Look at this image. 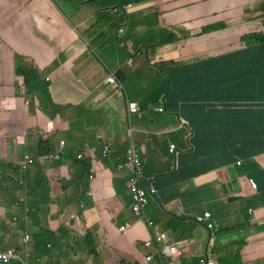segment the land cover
I'll return each mask as SVG.
<instances>
[{
  "label": "crops",
  "instance_id": "1",
  "mask_svg": "<svg viewBox=\"0 0 264 264\" xmlns=\"http://www.w3.org/2000/svg\"><path fill=\"white\" fill-rule=\"evenodd\" d=\"M262 1L158 0L146 3L160 8V23L156 26L162 35L166 36V32L171 31L183 38L184 30L191 34L188 40L183 38L177 43L167 42L166 46L159 47L156 57L166 62L186 60L187 63H195L203 54L210 56L208 51L211 57L240 51L244 48L242 37L264 27V14L255 9ZM135 5V0H0V45L3 43L0 99L12 104L8 118L3 102L0 106L7 120V127L3 129L1 160L4 165L20 166L27 156L36 159L40 155V143H49L55 154L61 150L62 142H66L67 156L63 163L51 167L43 160L37 165V169L43 170L49 179L53 195L49 198L53 204L49 209V223L39 224L35 231L47 229L53 233L57 253V248L62 253L69 246L84 242L96 246V262L77 251V257L83 264H145L148 251L144 245L152 238L153 231L159 227L192 238L199 232L195 219L204 213L218 219L232 215H254V221L264 219V186H261L260 195L238 201L240 198L235 195L240 186L244 188V180H232L226 172L214 171L221 165L210 167L208 161L201 159L199 164L193 160L185 164L190 152H183L181 169L176 172L182 175H170L175 171L171 159H165L164 155L168 144L175 141L171 132L178 128L168 127L165 118L154 121L151 114L130 121L128 103H140L147 113H152L162 102L165 103L167 93V88L163 87L166 81L156 76L154 78L158 80H151L143 61L132 68L127 66L122 55L123 51L126 52L124 46L121 45V55L120 50L114 52L120 33L129 42L133 27H142L134 10L125 11L127 6ZM140 17L145 19L146 12ZM215 22L226 27L202 34L203 27ZM147 30L155 29L149 25ZM158 37L162 38L161 35ZM20 56L32 65L27 67L30 78L35 80L37 77L31 71L35 67L42 72L45 82L37 85L41 99L36 98L30 107L18 95V87L24 82L16 73ZM117 71H122L119 76L124 83L122 85L109 83L111 74H117ZM180 73L181 68L172 74L177 77ZM49 78L52 81L49 82ZM47 90L51 91L53 103L68 105L74 101L73 106L62 112H48L44 108ZM92 92L95 97L90 100ZM83 109H86L85 114L77 119V113ZM98 110L104 113V119L98 116ZM261 114L262 104L255 116L259 119ZM102 137L112 144L119 163L125 161L133 146L136 147L143 159L146 181L168 175L166 180L162 178L156 182L160 203L153 202L146 213L156 223L154 228L133 212V196L128 185L130 173L116 168L118 163L113 162L115 153L114 156L111 154V161L103 158L104 142L99 141ZM67 139H72L70 145ZM92 142H95L94 146ZM90 146L97 150L98 159L105 166L95 155L86 158L85 153L92 149ZM26 148L29 153L25 152ZM257 154L254 159L256 168L236 167L235 175H247L261 182L264 179V148H259ZM79 155L91 163V176H96L90 189L95 194L90 199L85 195L88 176L76 174V165L82 164L77 160ZM174 185H185V189H178L172 195ZM71 189L77 193L75 200L69 198ZM81 203L87 205L84 211H81ZM161 204H165V208ZM92 206L97 209L92 210ZM42 208L45 210L47 205L42 203ZM37 213H41L40 210ZM125 226L129 227L127 236L121 232ZM3 237H8V243L12 238L16 239V235L10 234L9 228L4 226ZM192 242L193 249L197 251L198 243ZM84 248L86 250V246ZM154 264H163V260L157 257Z\"/></svg>",
  "mask_w": 264,
  "mask_h": 264
},
{
  "label": "clouds",
  "instance_id": "2",
  "mask_svg": "<svg viewBox=\"0 0 264 264\" xmlns=\"http://www.w3.org/2000/svg\"><path fill=\"white\" fill-rule=\"evenodd\" d=\"M155 1H150L147 2L152 3L156 2ZM154 8L156 5L152 6H147L146 2L144 4H136L135 7L132 6H127V9L125 11L127 12L129 9L134 10H141L142 8ZM179 8H183L180 6ZM260 12L261 9H259ZM263 13V12H262ZM264 14V13H263ZM264 21V19H263ZM219 22H215L213 24H210L209 26L203 27L202 29V34H208L209 32L212 31H218L221 29H224L226 26L223 24H218ZM156 26V25H155ZM123 31V30H122ZM184 32L187 33L186 30ZM183 32V33H184ZM251 35H258L262 36L264 35V28L261 27V31L258 32H251L246 35H244L241 39L242 43L244 44V48L241 49L240 51L230 53L227 55H218L211 57V53L208 54L210 56H207L204 54V57H199V61L195 63H187L186 60L180 63L177 62H166L162 58H157L156 57V51L159 49V47L166 46L167 43H163V41L160 44V39H158L157 42H153L151 39H148V41H141L139 43L136 42L134 37L129 40V42L124 39V37L119 34V40H123L122 46L125 47L124 50L125 56L124 59L127 60V66L132 68L134 64H139L142 62V57L143 56H148V62L146 68L148 70H145L148 74H151V68L157 67V65H160V69L162 70V73L166 74V78L163 79L161 77V72L157 71V74L159 76L160 80H164L167 82L168 79H178L179 76L182 74L183 69L187 65H195L196 63L202 62V61H217L219 59H223L224 57H228L230 55H233L232 57L228 58L225 61V68H223V72H221V77L225 81H223L220 85L223 91L222 98L219 100L215 101V110L217 106L220 105V103H224L228 100L231 99L232 94H233V86L235 84V81L231 82L230 78L233 76V72L230 69L232 61L236 57L241 58V56H244L246 51L249 49V46L246 44L244 39L248 36ZM162 36V35H161ZM191 37V34L189 33V36L187 38H183L188 40V38ZM181 38V39H183ZM180 39V38H179ZM180 41V40H179ZM163 43V44H162ZM171 43H177V42H171ZM125 44V45H124ZM1 48H0V55L3 54V43H1ZM158 63V64H157ZM207 63V62H206ZM28 66L30 65L24 57H18L17 58V63H16V73L19 78H23L24 82L21 83L18 87L19 89V96L21 97L20 99L25 100V104L30 107L31 104L35 103V99L38 98L39 100L41 99L38 90H37V85L39 83L44 85V81L41 76V71L38 68L34 69L31 68V71L37 74V77L35 80H32L30 76L28 75ZM245 66V65H244ZM181 68V73L179 76L175 77L173 76V72ZM122 71H117V74H111V77L109 79V83L112 85H115L117 82L121 84L120 80V74ZM180 72V71H178ZM209 72V71H208ZM207 72V75L209 76ZM210 73V72H209ZM48 81H52V79H48ZM124 84V83H122ZM121 84V85H122ZM123 87V86H122ZM240 89V87H239ZM167 90H168V85H167ZM48 94H51V91H48ZM242 92V90H241ZM166 98V97H165ZM17 100V99H16ZM248 100V99H247ZM249 103L251 104V108H258V106L261 104L259 100H248ZM3 102V105L5 107V114L8 118V111L11 113L12 111V104L10 101L6 99H0V106ZM175 111V110H174ZM222 117H223V125L219 126L217 129H207L205 130V126L209 124L210 121L214 118V115H211L209 112L205 114L204 117L199 118L195 121L193 128L190 125V123L180 115V113H175V116H170V112L167 111V106L164 104V107H156L153 109L152 113H147L140 105V103H128V115L130 118V121L135 120L136 118L141 119L143 116L146 117L147 114H151L154 121L155 120H168V127L173 125L174 127H177L178 129L175 131H172L171 133L175 137V141L171 142L167 146V152L164 155L165 159L170 158L172 162V167L174 168L173 170L175 171L174 173L170 172V175H179L181 176L182 174L176 173L178 169H181V165L183 162V152H190V156H188L185 164H188L190 160H193L195 163L199 164V159L208 161V164L211 166H214L216 164L221 165V167L217 170L214 171H219L221 170L222 173L226 172L229 176L230 179L232 180H237L239 178L243 179L244 181V188L241 186L239 187L238 194L235 195V197L240 198V200H247L251 199L252 197L258 196L261 194V186H264L263 180L261 182H258L256 179L250 176H243L239 177V175H235L234 173V168L238 167L237 169H241L246 166V163H249L253 165L256 168V165L254 163V159L257 154V150L259 148H263L262 145H258L257 142L250 141V146L247 150V155L245 156L244 153L242 152L240 157L234 158L233 154L231 153V150L233 149L234 145V140L237 137H240L244 139V136L241 131L243 130V124L246 123L245 117L241 115L244 111H247V109L240 107V105L233 100L229 105L225 106L222 110ZM0 116L3 118V122L0 124V134L3 135V129H6V117L4 116V110L0 108ZM165 118V119H162ZM207 136V139L204 140V138ZM199 139L196 141V138ZM252 137H255V134L253 131H251L250 134V139ZM183 140L179 142V140ZM203 139V140H202ZM253 140V139H252ZM99 141H103V150H102V156L104 159L107 160H112L114 156V151H113V146L112 144L108 143L105 137L100 138ZM242 140H238L240 149L242 150V145H243ZM63 143L66 145V142H62V147L61 150L58 151L57 153H50L47 156L41 157L39 155L36 159L27 156L26 160L21 163V165H16L14 167L13 171L8 172L7 168L11 167L10 165H4L2 160L0 159V181L5 178L7 182H5L3 185H0V264H40V261L37 260V263L33 260V247L36 248L37 242H36V237L42 232H36V228L39 224H47L49 223L48 217L47 220L41 221L42 218L45 216L41 213H37V216L35 218H32V210L29 205V198H28V192H29V180L27 181L26 178L22 177L24 174L23 171L31 170L33 171L34 178L36 177V174L38 173H43V176L46 177V179L49 181L48 177L45 175V173L37 169V165L40 161H47L48 164L53 167L57 166L61 163H63L66 159L67 153H66V147L65 145L63 146ZM41 145V143H40ZM232 146V147H231ZM230 147V148H229ZM41 152V149H40ZM231 153V154H230ZM111 154L113 156H111ZM116 154V153H115ZM230 154L231 162L230 163H225L221 161V159L226 157L227 155ZM94 155L98 159V153L97 150L95 149ZM59 156L60 159L56 160L54 162H51L52 157ZM111 156V157H110ZM116 158L114 159L113 162H117L118 164L116 165V168L119 170H126L129 171V190L133 196V212L135 213L136 217L139 218L142 222H147L148 226L150 228L155 227V222L151 221L146 215V213L149 211L150 206L152 205L153 202H159L160 200V191L158 190L156 186V182L160 179L166 180L168 178V175L155 178V179H149V181L145 180V172H144V163L143 159L139 153V151L136 149V147H132L126 156L125 161L119 163V156L116 154ZM118 157V158H117ZM223 158V159H224ZM251 158L248 162L246 159ZM77 160L79 162H86L84 159V156L79 155L77 157ZM98 162L102 165H104L102 162ZM113 162H110L113 163ZM91 164V163H90ZM105 166V165H104ZM21 169L22 172H20L19 177L16 175V170ZM248 169V168H247ZM107 170V169H105ZM92 171L90 170L88 172V184H86V199H90L91 197L94 196L95 192L91 191L90 189L92 187L93 180L95 179L96 176L92 175ZM86 176V175H85ZM240 179V180H241ZM13 180L15 182H13ZM189 181V180H188ZM31 184V182H30ZM20 186V189L18 188ZM138 188L146 192L147 194V201L148 203L143 207L141 215H138L135 212V208L137 206V202L135 200V191L134 189ZM178 189H185L184 186H175L173 187L172 195L175 194V192ZM228 189V188H227ZM153 190L156 192L153 193ZM50 197L52 198L53 195L50 193ZM53 204V200L51 199V204L49 205V208H51ZM163 207L166 206L165 204H161ZM81 211H84L87 208L86 203H81L80 205ZM92 210L97 209L96 206L91 207ZM165 208V207H164ZM206 214L210 213H204L203 215L197 217L196 223L199 225L196 226L198 228V231L203 228L209 233V241L205 246L204 254H203V261L199 262V264H202L205 261V252L208 246L210 245V241L213 240V256H214V249H215V243H216V237L218 235V232L215 234L213 233L214 227H219V225L212 226L210 224V221L212 219V216L210 214V218L200 224L199 223V218H204ZM5 215V216H3ZM9 222H7V220ZM228 219H232L237 221L236 222V229L239 230V232H244L247 233V236L252 235V230L255 229L256 227H252V225L255 223L254 221V215H232V217H224L220 220L219 223L221 222H226ZM7 224V225H6ZM244 225L247 226V229L244 230ZM3 226L8 227L10 230V234L14 233L16 235V239L12 238L10 242L8 243L6 240L8 237H3ZM125 229V230H123ZM121 232L124 236H127L129 233V227L125 226L121 228ZM185 237V238H184ZM16 240V241H15ZM84 247L86 246V251H87V245L86 242L83 243ZM79 246V245H78ZM170 246H175L178 247L181 251V255L174 258L172 257L177 264H186L187 262L193 263L197 261V251L193 249V242L190 236L187 235H177L174 231H165L160 229L159 227L157 228L156 231H153V236L150 240H148L144 247L148 251V253L145 255L146 256V262L145 264H154V261L157 257L161 258L163 260V264H169L172 262V258H168V254L165 253V250L170 247ZM85 249V248H84ZM170 250V249H169ZM15 251L18 258H12L9 254L10 252ZM83 256V254H81ZM77 256V253H76ZM78 258V257H77ZM97 258V257H96ZM65 259H67L65 257ZM151 259V260H149ZM68 260V259H67ZM214 261L217 262L213 258ZM80 262L81 260L78 259ZM94 261L96 262V259L91 260V262ZM82 262V261H81ZM67 263V261H66ZM218 263V262H217ZM83 264V263H82ZM122 264V263H121ZM219 264V263H218Z\"/></svg>",
  "mask_w": 264,
  "mask_h": 264
},
{
  "label": "trees",
  "instance_id": "3",
  "mask_svg": "<svg viewBox=\"0 0 264 264\" xmlns=\"http://www.w3.org/2000/svg\"><path fill=\"white\" fill-rule=\"evenodd\" d=\"M150 1L155 0H135L138 5ZM261 11L264 13V4ZM160 15V8L156 6L152 9V11L150 10L147 13L145 21L149 22L154 27L156 23H160ZM183 34L184 38L189 36L188 32H184ZM158 35H162V33L154 30L151 31L147 37L140 36V39L145 42L148 41L147 38H149L153 42H157L159 39ZM179 38L181 39V37L177 36L175 33L167 31L166 36L162 35L160 40H162L163 43H169L177 42L180 40ZM244 41L249 46V49L246 51L244 56H241V58L236 57L230 66V69L234 73L230 78V81H235L233 94L230 100L220 103L215 110V101L221 99L223 94L220 84L225 80L222 79L221 72H223V68H225V61L233 55L224 57L223 59H219L217 61L209 60L206 61L207 63L202 61L196 63L195 65H187L178 79L170 78L167 80L166 83L168 85V90L166 93L165 103L162 102V105L160 106L164 107V104H166L167 111L171 113L169 114L170 116H175V113H180V115L190 123L192 128L197 119L204 117L205 114L209 112L211 115H214V118L208 125L205 126V130H207L211 128L217 129L219 126L223 125L221 110L235 100L240 107L247 109V111L241 113V115L245 117L246 121V123L243 124V130L241 131L244 135L242 136L244 139L240 137L235 138L233 149L231 150L234 158L240 157L242 152L245 156L247 155V150L251 144L250 141L255 140L258 145H262L264 148V35H251L246 37ZM208 71L211 76L207 75ZM247 99L259 100L262 104V114L259 119L255 116L258 108L252 109V106ZM44 108L49 112L50 108L48 107V103L44 105ZM251 131L255 134V137H252L253 140L250 139ZM198 139L199 137L196 138L195 143ZM206 139L207 136L204 140ZM239 139L244 141L242 150L240 149L238 143ZM40 148L41 157L52 153L50 144L47 142H42ZM230 154L224 159L222 158L221 161L230 163ZM250 159L251 158H248L246 161L248 162ZM82 165L85 167L82 170V173L85 176L91 170V164L90 162H86L84 164L82 163ZM246 166L248 169L255 168L249 163H246ZM13 169L14 167L11 166L7 168V171L10 172L13 171ZM16 171V175L19 177L20 172L22 171L20 168ZM27 177H29L28 183L30 185L28 198L29 205L32 210L31 216L32 218H35L37 216V211L40 210L41 214L47 217L49 215V205L51 204V198H49L51 193L50 182L41 172L36 174L34 180H32L34 177L33 174H28ZM5 182H7V180L3 178V180L0 181V185H3ZM13 182L15 181L13 180ZM18 188L20 189V186ZM42 203L47 205L45 210L42 208ZM9 220L10 219H8L7 222H9ZM220 220L221 219H218L216 216H212L210 224L212 226H220ZM240 228H244V230H246L247 226L244 225V227ZM223 233H227V231L218 232L219 235ZM36 242V248L33 247V260L36 263L37 260H39L40 264H67V259L63 260L65 257L62 253H59L61 249L57 248V253L55 245L56 236L49 230L43 229L36 237ZM61 260L63 261L61 262ZM79 264H82V262L80 261ZM186 264H199V261H195L193 263L187 262Z\"/></svg>",
  "mask_w": 264,
  "mask_h": 264
},
{
  "label": "rangeland",
  "instance_id": "4",
  "mask_svg": "<svg viewBox=\"0 0 264 264\" xmlns=\"http://www.w3.org/2000/svg\"><path fill=\"white\" fill-rule=\"evenodd\" d=\"M263 4H264V1L259 3L258 7L257 8L255 7V9H261ZM150 10L152 11V8H149V7L142 8L140 11L135 9V13H134L135 18L141 22L142 27H133L132 36L130 34L129 40L134 37L136 42L139 43L142 41L140 39V36L147 37L151 33L150 31L147 30V27L149 25L150 26L152 25L150 23L148 24V22L145 21V19H141L140 17L142 13L146 12L147 14ZM160 17L161 15L159 16V20H160ZM237 23L242 24V25L246 24L245 22H242V21H238ZM153 28L155 29L156 32H158V30L160 29L157 26H154ZM161 31L164 32V30H161ZM115 42L117 43V47H115L114 52H117V51L119 52V50L121 49V45L123 44V40L121 39V41H115ZM121 54H122V50H120V55ZM122 55L125 56L124 51ZM201 57H204V54ZM148 59H149L148 56H143L141 59L144 62L145 67L147 66ZM191 61L193 60L191 59ZM159 67L160 65L158 64L157 67L151 68V71H150L151 73L150 75L152 76L151 80H158V79H155L154 77L155 76L159 77L157 74V71H160L162 73V70ZM208 74L211 76L209 72ZM136 76H139V75H136ZM161 77L165 79L167 76L165 73H162ZM163 87L167 88L166 82H163ZM70 97L74 99L71 93H70ZM94 97H95V93H93L90 100H92ZM44 103L45 104L48 103V107L50 108L49 112H62V111H65L68 107L73 106L74 101L70 102L68 105L64 103H53V98L51 94H48L46 96ZM85 112H86V109H83L81 112L77 113V116H76L77 119L81 118L85 114ZM97 114L101 119H104V113L102 111L98 110ZM2 122H3V118L2 116H0V124ZM60 137L65 138L66 135H61ZM83 140L87 141L84 138ZM67 141H68V144L70 145L72 142V139H67ZM92 141H94V136H92ZM0 142H1L0 147L2 145V149L0 148V159H3V135L1 134H0ZM94 144L95 142H92L93 146ZM93 146L89 147V148H92L89 150V153H85L86 158H92L94 156L95 151L93 150L94 148ZM19 149L21 150V152H23V148L20 145H19ZM25 152L29 153L30 150L26 148ZM84 168H85L84 165L78 163L76 165V169H77L76 174L77 175L83 174L82 170ZM23 173L25 175L26 180L28 181L29 177L27 176L28 174H32L33 171L25 170L23 171ZM86 176H88V174H86ZM66 182H69V181H66ZM68 193H69V198L73 200L78 198L77 193L74 190L71 189L68 191ZM45 220H47V217H44L41 219V221H45ZM236 222L237 221L235 220L228 219V221L226 222H221V225L219 227H214L213 229L214 234L216 232H222V231H227V233L217 235L213 258L217 260L219 264H260V263H264V219L260 221H255L252 227H256V228L251 231L252 235L249 237L247 236V233L239 232V230L236 229ZM209 238H210L209 233L203 229H200L199 232H197L191 238L192 240H195L198 243L197 261L199 262L203 261L202 257L204 254L205 246L209 241ZM77 251H80L81 254L86 255V257L89 258L90 260H94L98 256V248L96 246L93 247L91 245H88L87 251H86L84 250V244H81L79 246H69L67 251L62 252V255L68 259V260L66 259H63V260H66L67 264H79L78 258L76 256ZM63 260H61V262Z\"/></svg>",
  "mask_w": 264,
  "mask_h": 264
},
{
  "label": "built area",
  "instance_id": "5",
  "mask_svg": "<svg viewBox=\"0 0 264 264\" xmlns=\"http://www.w3.org/2000/svg\"><path fill=\"white\" fill-rule=\"evenodd\" d=\"M64 145L65 144L63 143V146ZM59 159H60L59 156L52 157L51 158V162H54V161L59 160ZM134 191H135V200L137 202V206L135 208V212L138 215H141L143 207L148 203L147 194H146L145 191H143L141 189H138V188H135ZM155 192L156 191L153 190V193H155ZM209 218H210V214H206L204 218H199V223L202 224V223L206 222ZM123 230H125V229H123ZM213 244H214V241L211 240L210 241V245L208 246V248L206 249V252H205V261L202 264H218L216 261L213 260V252H212ZM165 253L168 254V256H167L168 258H172V257L176 258V257L181 255L180 249L178 247H175V246L168 247L165 250ZM9 255L12 258H18V256H17L15 251L10 252ZM169 255L172 256V257H170ZM149 260H151V259H149ZM169 264H177V263L173 259L172 262L169 263Z\"/></svg>",
  "mask_w": 264,
  "mask_h": 264
}]
</instances>
